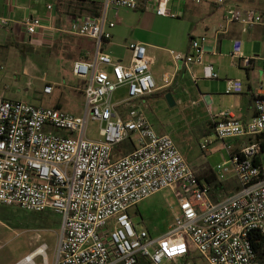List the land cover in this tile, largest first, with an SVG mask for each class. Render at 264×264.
Instances as JSON below:
<instances>
[{
    "label": "built area",
    "instance_id": "obj_1",
    "mask_svg": "<svg viewBox=\"0 0 264 264\" xmlns=\"http://www.w3.org/2000/svg\"><path fill=\"white\" fill-rule=\"evenodd\" d=\"M140 2L104 0L102 16L80 17L65 27L96 41L93 56L75 60L72 66L74 75L84 80L81 114L0 95V205L60 214L53 264H138L139 257L164 264L186 260L193 252L208 264H263L251 232L264 235V82L255 93L251 119L243 121L223 110L213 119L214 138L206 137L200 144L210 152L211 144L219 142L230 157L224 155L213 173L221 182L234 179L236 186L214 196L213 183L200 177L174 137L159 133L138 106L141 97L157 89L147 46L131 43L130 63L115 60L103 49L112 36L106 26L115 25L107 21L108 8L136 9ZM170 2L145 0L159 15L178 16ZM225 5L227 23L264 25V11ZM9 23L0 17V24ZM21 24L34 34L42 18L28 16ZM216 31L224 32L226 26ZM206 51L204 41L192 37L186 55L172 52L189 67L202 65L205 78L218 79L215 65L204 59ZM231 56L247 68L257 58L243 53L240 39ZM122 86L127 87V98L113 101ZM244 89L241 78L226 79V93ZM52 90L50 84L44 88ZM120 105L128 108L126 116ZM90 120L101 121L98 139L86 135ZM133 133L139 134V144L128 153L117 152L118 145L133 141ZM166 188L177 196L180 211L165 232L154 236L137 226L131 209ZM37 248L40 251L33 255ZM48 250L43 241L15 264H38V257L49 264Z\"/></svg>",
    "mask_w": 264,
    "mask_h": 264
},
{
    "label": "crops",
    "instance_id": "obj_2",
    "mask_svg": "<svg viewBox=\"0 0 264 264\" xmlns=\"http://www.w3.org/2000/svg\"><path fill=\"white\" fill-rule=\"evenodd\" d=\"M202 2H207L203 4V8H206L207 15L216 14V9L220 6L218 3H210L209 0H202L196 3ZM103 3L104 0H0V17L10 19L8 25L0 24V84L3 83L7 77L12 78L22 75L26 79V82H23L22 85L24 83L32 84L35 79L42 80L44 82L43 92L45 94H53L57 86H68L74 90L75 94H81L82 100L85 102V95L83 92L84 80L82 78L80 79L82 81L81 85L68 83L67 76L63 72L70 70L74 75L72 71L73 62L78 59H88L92 57L96 50V41L91 37L71 33L65 30V27L70 26L80 17L102 16L105 10ZM227 3L238 4L245 8L249 7L244 5V0H223L221 4L223 8V18L217 19L220 21L219 23L216 21L212 23L211 26L206 25L203 30L198 29V20L203 17V12L197 5H189L188 7V0H171L169 7L178 10L180 13L176 17L157 14L154 8L145 4V0H143V4L139 6H142L148 14L144 17L145 20L143 23L141 22L140 25V42L147 46L148 56L152 61V73L153 64H160L162 68L159 69L160 75L158 79L160 82L159 84L157 83V89L139 99L138 106L140 108L147 104L150 105L152 102H158L163 105L162 99L164 98L165 102L163 108H165V106L167 108L173 107L181 112H186L188 118H191L192 121H200L198 124L203 123L202 121H206L201 129L203 133H213V119L216 117L218 118L219 113L223 110H229L233 115L243 121H247L255 115L254 96L256 91L253 88L252 82H249L248 88H246L244 84L245 89L240 93H226L223 88L224 92L219 93L234 95L230 98L227 97L226 101L225 96L221 95V100L225 102L219 104V106L215 108V101L210 95V92L203 90L201 87L197 88L195 84L198 85L201 79H216L205 78L203 76V71L201 74L196 71L197 66L203 69L202 65L193 64L189 67L186 65L183 57L177 59L172 52L175 51L176 53L186 55L190 51L192 37H201L207 49L204 59L206 62H212L218 71L225 66V61L227 59L232 64L241 65L240 59L231 56L236 39L242 41L243 53L248 56H253V54H250L249 48H247V46L244 47V37L248 32H251L252 36H255L254 27L260 26L264 28V25L258 24L248 28L238 22L227 23L225 20V4ZM48 5L52 6L48 7ZM109 8L106 14L108 22L113 21L109 20ZM115 9L118 10V8ZM187 12L189 18L186 17ZM118 14L119 13L116 11V15ZM28 16H39L42 18V27L34 34L29 33L26 27L21 24V21ZM165 18H169L170 23H168ZM221 25L226 26V31L217 32L216 28ZM116 26V24L112 27L109 25L106 26L112 36L110 39L106 40L103 49L110 53L115 60L123 63H130L132 51L129 49L130 47H127L130 53L129 57L126 59V46L124 47L122 44L123 36L125 32H127V29L125 27V32L122 33ZM174 27L176 29H174ZM208 32L214 33L215 36L210 39L208 43H205L207 41L206 36ZM222 34L228 36L232 42L231 50L227 55L222 52L224 46L221 37ZM169 53L173 55L176 64L173 71L167 68L170 65L168 58ZM255 62L256 60H254L252 68ZM6 67L9 69L5 70ZM250 68L246 69L248 70L247 75L249 79H251L250 77L252 75V72L249 71ZM225 75L224 78L220 76L217 80H224L223 82L226 84V79L229 78V76L227 73ZM234 75L236 76L235 78L242 79L244 72L238 70L234 72ZM48 84L53 86L51 92L44 91L45 86ZM25 90H28V87ZM168 92H172L174 95L176 101L174 106L168 105L169 103L166 99V94ZM62 94L53 106L59 108L65 107L63 101V97H66L65 91H63ZM0 95L10 99L11 97L14 98L16 93H10L8 90H4L0 87ZM27 95L30 94L28 93ZM27 95H23L24 98ZM16 99L22 100V98ZM25 100L27 99L25 98ZM118 108L122 115H127V107L120 105ZM83 109L84 106L81 112L76 111L71 113L81 114ZM177 115L175 119L178 118ZM147 117L159 133H169L166 129H158L152 122L154 120L150 119L148 115ZM221 146V143L217 142L215 149L213 151L211 150L209 154H212V152H221L220 157L226 155ZM149 231L152 235L157 236L165 232L166 229H161L157 234H154L150 228Z\"/></svg>",
    "mask_w": 264,
    "mask_h": 264
},
{
    "label": "rangeland",
    "instance_id": "obj_3",
    "mask_svg": "<svg viewBox=\"0 0 264 264\" xmlns=\"http://www.w3.org/2000/svg\"><path fill=\"white\" fill-rule=\"evenodd\" d=\"M209 1L210 3L215 2L220 5L216 9V14L210 16L207 15L206 8H203V4L207 2L196 3L193 0H188V7L189 5H197L203 12V17L198 20V29L204 30L206 25L211 26V24L216 21L219 23L220 21L217 19L223 18V8L221 5L223 0ZM141 4H143V0H141L140 5ZM244 5L264 11V0H244ZM104 6L105 3H103V7ZM116 11L119 13L118 15H116ZM145 11L146 10L142 6H139L136 9L119 6L117 10L111 5L109 8V20H113L117 25L116 28H119L122 33L125 32V27L127 29L122 41L124 47L126 46V59L129 57L130 44L140 42L141 40L140 25L141 22L143 23L145 20L144 17H146L148 14ZM186 17L189 18L188 12ZM165 19L168 23H170L169 18ZM256 27H254L255 36H252L251 32H248L244 37V47L247 46V48L250 50V54H253V56L258 55L257 57L260 58L255 59V65L249 70L252 72L250 77L251 79H249L247 75L248 70H246V67H244L242 64V66L239 64H232L228 59L225 61V66L218 71L220 76H222L221 78H224L226 73L229 78H235L236 76L234 75V72L238 70L243 71L244 76L242 79L246 88H248L249 82H252L255 91L258 90L260 83L264 82V28L260 26L257 28ZM174 29L176 28L174 27ZM214 36V33L208 32V35L206 36L207 41L205 43H208L209 40ZM221 37L224 42L222 52L227 55L231 50L232 42L230 41L229 37L224 34H222ZM127 47L129 49H127ZM168 58L170 65L167 68L173 71L176 67L173 55L169 53ZM152 67L154 76L157 80V83L159 84V69L162 67L160 64H153ZM7 69L9 68L6 67L5 70ZM108 70L111 72V67H109ZM196 71L197 73L201 74L203 69L202 67L197 66ZM63 73L67 76L68 83L81 85V77L74 76L70 70H66ZM25 80L26 79L22 75L14 76L12 78L7 77L6 80L0 84V87H2L4 90H8L10 93H16L14 98L11 97L10 99L16 100V98H22V100H25L26 98V101L49 107H56L53 105L57 102L63 91H65L66 97H63L65 107L61 109L68 112H81L83 106H85V102L82 100L81 94H75L71 87L57 86L53 94H45L43 92L44 82L42 80L35 79L33 80L32 84L24 83L22 85L23 82H26ZM223 81L221 79H201L198 85H195L197 88L201 87L203 90L210 92V95L214 98L216 108L219 106V104H223L227 97L230 98L234 95L219 93L224 92L223 88L226 89V84ZM27 87L28 90H25ZM28 93L30 95H27ZM25 94L27 96L24 98L23 95ZM221 95L225 96V101L221 100ZM125 98H127V91L126 87L123 86L115 92L113 101L117 102L124 100ZM162 101L163 105L158 102H152L150 105L147 104L146 106H142V110L144 111L145 115H148L150 119L154 120L152 122L158 129H166L174 137L180 150L189 163L198 172L200 177L207 178L214 184L216 177L213 173V167L218 162H223L224 158L223 156L220 157L221 152H212V154H209V152H204L200 146L206 137L214 138V133H203L201 131L202 126L206 123V121H202L203 123L198 124L200 121H192L191 118H188L186 112H181L173 107L167 108L165 106V108H163L165 99L163 98ZM176 115L178 118L175 119ZM100 128L101 121H88L86 126L87 137L92 139L100 138ZM132 139L134 143L128 139L122 144L118 145L116 151L121 153H128L131 151L135 144H139V134L133 133ZM215 147V144H211L210 146L212 151L215 149ZM229 158L230 157L226 152V159ZM226 185L227 188L236 186V182L234 179H231L230 181L226 182ZM179 211L180 209L177 196L170 188H166L148 197L138 206L132 208L131 215L137 226L147 227L148 229L150 228L154 234H157L161 229L167 230L169 228L173 222L174 216L178 214ZM60 223V214L52 210L35 212L15 205H0V264H15L25 255L33 251L43 241H46L49 244L48 262L49 264H53L57 235L60 230ZM39 234L41 235L40 239ZM36 261L38 264L43 263L41 257H38ZM164 264H208V262L201 254L198 252H193L186 260L178 262L165 261Z\"/></svg>",
    "mask_w": 264,
    "mask_h": 264
},
{
    "label": "trees",
    "instance_id": "obj_4",
    "mask_svg": "<svg viewBox=\"0 0 264 264\" xmlns=\"http://www.w3.org/2000/svg\"><path fill=\"white\" fill-rule=\"evenodd\" d=\"M214 188V196L218 193V190L223 193H229L227 188L226 182H221L216 180L213 184ZM38 212V211H35ZM251 238L253 240L254 247L257 252L258 258H260L261 262L264 264V235L261 234L259 231L251 232ZM138 264H153L151 261L145 257H139Z\"/></svg>",
    "mask_w": 264,
    "mask_h": 264
},
{
    "label": "water",
    "instance_id": "obj_5",
    "mask_svg": "<svg viewBox=\"0 0 264 264\" xmlns=\"http://www.w3.org/2000/svg\"><path fill=\"white\" fill-rule=\"evenodd\" d=\"M166 99H167V101H168V103L171 105V106H174L175 105V99H174V95H173V93L172 92H168L167 94H166Z\"/></svg>",
    "mask_w": 264,
    "mask_h": 264
},
{
    "label": "bare ground",
    "instance_id": "obj_6",
    "mask_svg": "<svg viewBox=\"0 0 264 264\" xmlns=\"http://www.w3.org/2000/svg\"><path fill=\"white\" fill-rule=\"evenodd\" d=\"M38 248H39V247H38ZM38 248L36 249L37 251L33 253V255H34L35 253H37V252H39V251H40V249H38Z\"/></svg>",
    "mask_w": 264,
    "mask_h": 264
}]
</instances>
